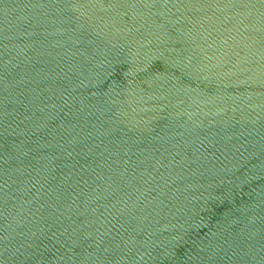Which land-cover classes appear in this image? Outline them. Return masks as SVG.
I'll return each instance as SVG.
<instances>
[{"label":"water","instance_id":"water-1","mask_svg":"<svg viewBox=\"0 0 264 264\" xmlns=\"http://www.w3.org/2000/svg\"><path fill=\"white\" fill-rule=\"evenodd\" d=\"M0 264H264V0H0Z\"/></svg>","mask_w":264,"mask_h":264}]
</instances>
